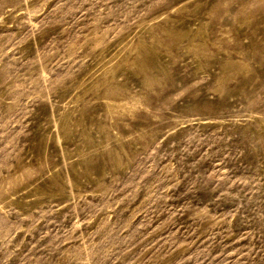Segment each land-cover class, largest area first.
Here are the masks:
<instances>
[{
  "label": "rangeland",
  "instance_id": "rangeland-1",
  "mask_svg": "<svg viewBox=\"0 0 264 264\" xmlns=\"http://www.w3.org/2000/svg\"><path fill=\"white\" fill-rule=\"evenodd\" d=\"M0 264H264V0H0Z\"/></svg>",
  "mask_w": 264,
  "mask_h": 264
}]
</instances>
